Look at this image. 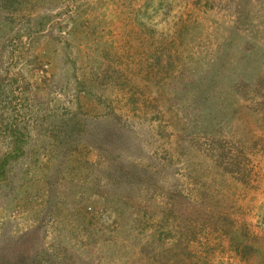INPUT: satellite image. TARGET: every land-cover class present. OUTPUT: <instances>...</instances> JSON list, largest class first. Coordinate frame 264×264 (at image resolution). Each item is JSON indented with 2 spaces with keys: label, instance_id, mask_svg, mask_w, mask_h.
I'll return each instance as SVG.
<instances>
[{
  "label": "rangeland",
  "instance_id": "obj_1",
  "mask_svg": "<svg viewBox=\"0 0 264 264\" xmlns=\"http://www.w3.org/2000/svg\"><path fill=\"white\" fill-rule=\"evenodd\" d=\"M0 264H264V0H0Z\"/></svg>",
  "mask_w": 264,
  "mask_h": 264
}]
</instances>
